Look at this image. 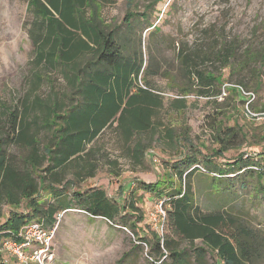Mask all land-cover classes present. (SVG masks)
Segmentation results:
<instances>
[{
  "label": "trees",
  "instance_id": "trees-1",
  "mask_svg": "<svg viewBox=\"0 0 264 264\" xmlns=\"http://www.w3.org/2000/svg\"><path fill=\"white\" fill-rule=\"evenodd\" d=\"M114 1H28L24 28L33 45L35 67L59 74L66 82L67 91L48 99L31 93L13 107L3 108L0 219L4 221L0 222V242L14 237L33 221L53 228L58 214L68 210L83 211L107 221L136 216L134 223H124L125 228L141 242L147 241L146 237H140L142 229L137 223L143 222L144 216L136 202L110 200L106 191L98 187L86 191L73 189L75 183L95 177L96 167L89 162L92 156L89 145L115 124L127 142L138 134L150 132L155 128V110L163 103L139 85L146 63L142 51H134L136 14L125 18L127 35L119 27L109 29L101 18L100 9ZM141 17L148 20L145 13ZM148 28L158 31L150 23ZM232 51L233 47L221 41L204 52L186 47L179 50L181 72L189 83L197 86L198 96L211 98L220 94L223 76L209 70L207 63L221 62L223 67H230L234 59ZM244 54L247 63L250 59L264 61V49L255 55L249 51ZM35 80L36 86L45 76L37 73ZM239 83L236 86L249 90L251 82ZM236 94L242 98L238 90ZM168 139L174 140L171 131ZM241 142L240 134L229 127L212 156L223 158L225 152L239 148ZM11 148L18 149L20 155L11 154ZM191 148L195 155L185 153V149L182 159L172 165L164 163L163 174L168 173L167 178L140 185L144 193L163 202L167 214L168 233H152L153 255L163 260L162 263L170 258L172 264H187L191 258L189 252L195 255L197 264H205L208 255L216 259L215 264H257L264 258L263 234L255 233L232 213L204 211L197 203L192 179L195 175L205 176L197 167L203 164L207 172L219 176L213 185L215 194L231 196L234 184L245 189L249 179H264V152L241 153L222 168L213 165L208 156L201 159L197 147ZM131 153L139 162L140 144ZM226 182L230 183L225 185ZM221 185L228 191L220 190ZM261 193L264 196V185ZM184 243L189 246L180 250ZM0 264L10 263L4 262L0 255Z\"/></svg>",
  "mask_w": 264,
  "mask_h": 264
},
{
  "label": "rangeland",
  "instance_id": "rangeland-1",
  "mask_svg": "<svg viewBox=\"0 0 264 264\" xmlns=\"http://www.w3.org/2000/svg\"><path fill=\"white\" fill-rule=\"evenodd\" d=\"M28 1L0 0V116L4 107H13L31 93L48 99L67 91L66 82L59 74L35 67L33 45L24 28ZM143 13L147 21L141 17ZM128 14H136L134 51H142L146 63L139 85L149 89L163 103L155 110V128L150 132L138 134L127 142L115 124L89 145L92 153L89 162L96 167L95 177L75 183L73 189L86 191L98 187L106 191L110 200L136 202L144 216L143 222L137 223L142 229L140 237H146L147 241L141 242L125 228L124 223H134L136 216L107 221L79 210H69L57 216L58 228L46 264H117L120 260L121 264H172L170 258L162 263L163 260L153 255L152 233L165 235L167 225L159 215L154 222L153 215L161 201L144 193L141 183L167 178L169 174H163L164 163H176L183 158L185 149V153L195 155L193 146L201 152V159L208 156L213 165L222 168L241 153L264 152V61L250 59L247 63L244 54L249 51L255 55L264 49V0H115L100 9L101 18L109 29L119 27L123 35L128 34L124 22ZM148 23L157 26L158 31L148 28ZM220 41L233 47L234 59L227 68L221 62L207 63L209 70L223 76L220 94L211 98L198 96L197 86L189 83L181 72L179 50L186 47L204 52ZM37 73L43 74L45 80L35 86ZM239 81L251 82L247 89L255 95L251 110L257 118L246 115V104L236 94V85H241ZM228 84L232 87L223 95L224 85ZM229 127L240 134V147L228 150L223 158L212 156ZM169 131L174 135L173 142L168 139ZM138 144L142 149L139 162L131 153ZM254 150L256 153H252ZM10 151L20 155L16 148ZM197 167L205 174L192 179L198 205L204 211L232 213L255 233L261 232L264 236V196L261 193L264 179H249L245 189L234 184L233 195H219L213 191L219 176L213 171L207 172L203 164ZM68 177L72 179L71 175ZM227 183L230 182L225 185ZM222 189L228 191L224 185ZM68 191L72 193L71 189ZM187 246L182 244L180 250ZM189 254L187 264H197L195 255ZM215 261L208 255L205 264H215ZM257 264H264V258Z\"/></svg>",
  "mask_w": 264,
  "mask_h": 264
},
{
  "label": "built area",
  "instance_id": "built-area-1",
  "mask_svg": "<svg viewBox=\"0 0 264 264\" xmlns=\"http://www.w3.org/2000/svg\"><path fill=\"white\" fill-rule=\"evenodd\" d=\"M231 87L229 84L224 85L223 95H226ZM236 88L246 104V115L257 118L251 110V105L255 101L254 93L241 86H236ZM158 215L165 220L166 209L163 202L157 206L156 213L153 215L154 222L157 221ZM157 225L158 223H155V226ZM57 228L58 224L50 228L36 221L30 222L22 227L14 237L0 242V255L3 256L4 262L10 264H46L47 257L52 253V243ZM160 228H163V225H160ZM11 260L15 262L11 263Z\"/></svg>",
  "mask_w": 264,
  "mask_h": 264
},
{
  "label": "crops",
  "instance_id": "crops-1",
  "mask_svg": "<svg viewBox=\"0 0 264 264\" xmlns=\"http://www.w3.org/2000/svg\"><path fill=\"white\" fill-rule=\"evenodd\" d=\"M69 211V210H68ZM64 212H67V211H64ZM81 212H83V211H81ZM83 213H85V212H83Z\"/></svg>",
  "mask_w": 264,
  "mask_h": 264
}]
</instances>
